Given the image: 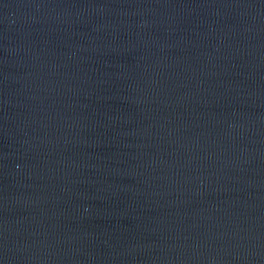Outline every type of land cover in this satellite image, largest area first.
I'll list each match as a JSON object with an SVG mask.
<instances>
[{"label":"water","instance_id":"obj_1","mask_svg":"<svg viewBox=\"0 0 264 264\" xmlns=\"http://www.w3.org/2000/svg\"><path fill=\"white\" fill-rule=\"evenodd\" d=\"M0 264H264V0H0Z\"/></svg>","mask_w":264,"mask_h":264}]
</instances>
